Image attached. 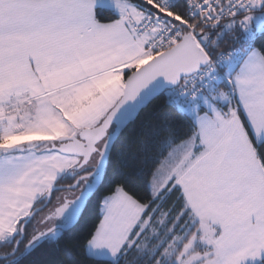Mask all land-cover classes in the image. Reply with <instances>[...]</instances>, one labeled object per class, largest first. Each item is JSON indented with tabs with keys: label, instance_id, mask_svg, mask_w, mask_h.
<instances>
[{
	"label": "snow or ice",
	"instance_id": "obj_1",
	"mask_svg": "<svg viewBox=\"0 0 264 264\" xmlns=\"http://www.w3.org/2000/svg\"><path fill=\"white\" fill-rule=\"evenodd\" d=\"M94 200L87 264H264V0H0V264Z\"/></svg>",
	"mask_w": 264,
	"mask_h": 264
},
{
	"label": "trees",
	"instance_id": "obj_2",
	"mask_svg": "<svg viewBox=\"0 0 264 264\" xmlns=\"http://www.w3.org/2000/svg\"><path fill=\"white\" fill-rule=\"evenodd\" d=\"M139 2V0H138ZM105 11L110 15H115L114 12H112L110 9L105 8ZM227 40L228 44H232L233 42L231 40ZM233 46L238 47V50L243 49L245 47L244 42H240L238 44H234ZM164 107L160 103H155L149 106L145 111H143L140 116L137 118V120L133 121L129 127L128 130H126V138L132 143V144H138L139 140L138 137L142 131L141 127L138 125H142L145 120H154L156 122H159L160 120H163L166 118L169 113L164 112L160 114V109ZM115 179H125L126 182H129L132 184L133 187H136V181L132 180L130 176L128 177H115ZM139 177H136V180H138ZM69 180L62 181V184L69 183ZM113 182V179L110 178L108 181V184L110 185ZM60 193V191L53 192L52 194V201L57 197V195ZM50 205V204H49ZM47 205L46 208L49 206ZM45 208V209H46ZM43 209L42 211H44ZM41 211H38L36 215V220L38 218V215ZM98 212V209L96 208L95 200L91 203L87 213L84 215L83 219L79 222L78 226H76L71 231H68L66 234L62 235V237L59 239V246L56 247L55 244H49L48 242H45L40 246V249L38 250L41 252L42 256L44 258H59L60 255H63V257L68 261V264H87L88 257L87 256H81L78 252V249L80 245L82 244L83 240L85 239L87 230L91 227V224L95 220V216ZM108 264H123V257L120 256L117 261H113L111 259H108Z\"/></svg>",
	"mask_w": 264,
	"mask_h": 264
},
{
	"label": "flooded vegetation",
	"instance_id": "obj_3",
	"mask_svg": "<svg viewBox=\"0 0 264 264\" xmlns=\"http://www.w3.org/2000/svg\"><path fill=\"white\" fill-rule=\"evenodd\" d=\"M61 195H60V198H61V201L63 199V197L66 195V193L60 191ZM60 201H57V197L52 201V203L44 210V211H41L40 214L38 216L41 215V217L47 215L51 210H53L57 204L59 203Z\"/></svg>",
	"mask_w": 264,
	"mask_h": 264
},
{
	"label": "crops",
	"instance_id": "obj_4",
	"mask_svg": "<svg viewBox=\"0 0 264 264\" xmlns=\"http://www.w3.org/2000/svg\"><path fill=\"white\" fill-rule=\"evenodd\" d=\"M105 8L107 9H110L112 12H114L116 14V11L114 8L110 7V6H106ZM120 256L116 257V258H112V257H109L108 259H111L113 261H117V259L119 258Z\"/></svg>",
	"mask_w": 264,
	"mask_h": 264
},
{
	"label": "rangeland",
	"instance_id": "obj_5",
	"mask_svg": "<svg viewBox=\"0 0 264 264\" xmlns=\"http://www.w3.org/2000/svg\"><path fill=\"white\" fill-rule=\"evenodd\" d=\"M60 195H61V193H59V194L57 195V197H60ZM40 219H41V215L38 216L37 221H39ZM50 226H51V222H49L47 225H44V227H50Z\"/></svg>",
	"mask_w": 264,
	"mask_h": 264
},
{
	"label": "built area",
	"instance_id": "obj_6",
	"mask_svg": "<svg viewBox=\"0 0 264 264\" xmlns=\"http://www.w3.org/2000/svg\"><path fill=\"white\" fill-rule=\"evenodd\" d=\"M234 47H236V46H234ZM237 49H238V47H236Z\"/></svg>",
	"mask_w": 264,
	"mask_h": 264
},
{
	"label": "water",
	"instance_id": "obj_7",
	"mask_svg": "<svg viewBox=\"0 0 264 264\" xmlns=\"http://www.w3.org/2000/svg\"><path fill=\"white\" fill-rule=\"evenodd\" d=\"M46 207H43V209H45Z\"/></svg>",
	"mask_w": 264,
	"mask_h": 264
}]
</instances>
